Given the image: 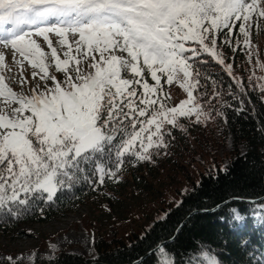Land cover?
Wrapping results in <instances>:
<instances>
[{"label": "snow or ice", "instance_id": "snow-or-ice-1", "mask_svg": "<svg viewBox=\"0 0 264 264\" xmlns=\"http://www.w3.org/2000/svg\"><path fill=\"white\" fill-rule=\"evenodd\" d=\"M254 14L264 17V0H0V43L5 47L11 45L25 57L29 53L42 56L33 34L43 37L51 47L49 33L60 38V45H67L70 32L77 53L100 56V62L93 57L94 72L85 75L78 70L75 77L67 76L63 85L57 83L31 98L20 97V106L9 117L0 115V206L5 200L25 205L29 195L41 190L51 200L57 184L63 185L64 178L75 181L74 172L81 162L89 161L90 154L102 150L105 142L111 143L119 131L130 137L124 141V151L139 140L143 153L135 155L148 160L153 137L163 144L165 124L172 125L177 115L188 116L195 109L172 107L164 111L162 106L151 118L138 119L156 103L145 98L140 104L146 107L136 104L140 59L157 84L158 73L177 68L188 77L192 65L185 42L199 43V49L190 50L193 57L200 51L217 55L214 33L227 30L223 43L230 45L232 26L239 22L247 42ZM117 50L126 52L130 59L116 55ZM56 55V48H52V56ZM219 62L224 64L223 59ZM61 64L66 66L67 61L58 60L57 67ZM39 66L44 70L42 62ZM226 67L231 69L232 65ZM122 71H130L134 79L122 78ZM168 78L171 80V75ZM50 79L55 81L56 77ZM142 87L146 96L159 90L146 81ZM188 97L191 99V91ZM25 110L31 114L25 115ZM201 115L197 111V122ZM129 119L131 133L118 126ZM137 123L139 131L135 130ZM153 125L155 131L147 127ZM144 133L148 134L147 147ZM21 194L24 199H19ZM260 208L264 209V203ZM210 264H216L215 260Z\"/></svg>", "mask_w": 264, "mask_h": 264}, {"label": "rangeland", "instance_id": "rangeland-1", "mask_svg": "<svg viewBox=\"0 0 264 264\" xmlns=\"http://www.w3.org/2000/svg\"><path fill=\"white\" fill-rule=\"evenodd\" d=\"M232 28L230 45L223 43L227 30H221L219 34L222 39L221 42L217 40L215 48L217 55L208 53L218 62L223 59L225 66L232 64L228 60H231L234 54L241 55L244 62L242 67L246 69L248 81L262 89L264 101V17L253 15L251 27L247 29V42L240 33L239 22ZM31 38L36 40L41 48L42 56L29 53L25 57L12 49L11 45L5 47L0 43V115L9 117L12 110L20 106V97L31 98L45 92L46 88H53L57 83L63 85L66 77H75L78 70L85 75L94 72L95 69L91 67L93 57L96 62H100L99 53L92 52L87 56L83 55V51L77 53L70 32L67 34V45H60V38L55 33H49L51 47L43 37L33 34ZM78 38L76 34V39ZM188 43L199 44L196 41H187L186 48ZM52 48H56L55 58L52 56ZM115 54L130 59L126 52L117 50ZM58 60L67 61V65L61 64L58 68ZM41 62L44 70L39 66ZM138 66L142 68V73L140 78H135L141 80V84L136 86L139 94L135 98L136 104L146 107L140 104L145 98L156 101L154 105L147 107L145 116L138 119L151 118L162 106L164 111L172 107L195 110L188 116L177 115L176 122L172 125L165 124L167 133L163 136V144H160L157 137H153V146L148 148V160L142 161L135 155L143 153L139 140L134 142L128 151H124V141L130 137L119 131L122 133L119 153H123L119 156L123 157L127 167H121L119 163L116 168L105 171L106 176L113 179L109 181L112 187H95L74 209L56 214L51 219L28 220L12 227H2L0 260L32 264L37 257L53 258L59 251L64 250L93 261L98 256V240L110 244L130 234L142 233L153 220L163 215V210L168 205L178 202L180 195L190 188L193 181H197L201 170L217 165L223 168L228 162L233 150L232 141H222L221 136L215 137L218 130L208 124L213 120L212 115H217L218 100L212 94L196 91L197 83L192 77L191 69H188L191 73L188 77H185L179 68L171 73H158L160 83L157 84L151 79L142 58ZM228 70L232 72L233 67ZM233 74L240 78L235 72ZM52 76L56 77L55 81L50 79ZM121 77L134 79L130 71H122ZM145 81L159 90L146 96L142 87ZM189 91L192 92L191 99L188 97ZM197 105L200 106L198 109ZM197 111L203 113L199 122L196 121ZM24 114L31 113L25 110ZM118 126L127 128L128 133L133 131L130 119ZM147 127L155 131L154 125ZM135 130L139 131L138 123ZM147 135L144 133L145 147ZM238 151L242 153L245 149L238 146ZM8 195H11V190ZM6 202L9 201L5 200L4 203ZM257 210L255 216L264 217V209H261L260 205ZM211 260L213 259L201 254L189 264H210Z\"/></svg>", "mask_w": 264, "mask_h": 264}, {"label": "trees", "instance_id": "trees-1", "mask_svg": "<svg viewBox=\"0 0 264 264\" xmlns=\"http://www.w3.org/2000/svg\"><path fill=\"white\" fill-rule=\"evenodd\" d=\"M215 38L221 42L222 36L217 33ZM187 45L186 56L192 65L196 91L212 94L218 100L217 115H212L213 120L208 124L218 130L215 137L232 141L231 155L223 168L217 165L201 170L197 181L180 195L178 202L168 205L163 215L153 220L142 233L130 234L110 244L98 240L97 261L107 264L132 262L160 241L172 237L191 210L211 208L229 197L264 195L262 89L248 81L241 55L234 54L228 60L233 67L230 72L208 52L200 51L193 57L190 50L199 49V44ZM121 136L122 133H115L111 143L105 142L102 150L90 154L89 161H82L80 169L74 172L76 180L64 178V184H57L51 200L41 190L29 195L25 205H20L17 200L0 206V229L28 220L51 219L74 209L95 187L111 188L109 181L113 179L107 177L105 171L116 168L119 163L121 167H127L123 157L119 156ZM238 146L244 147L245 151L240 153ZM24 198L23 195L19 197ZM262 203L264 200L255 204L230 202L214 212L194 214L172 242L138 264H189L201 254L215 260L216 264H264V217L255 216L257 206ZM90 261L82 255L61 250L53 258L37 257L32 264H88ZM0 264L24 263L0 260Z\"/></svg>", "mask_w": 264, "mask_h": 264}, {"label": "water", "instance_id": "water-1", "mask_svg": "<svg viewBox=\"0 0 264 264\" xmlns=\"http://www.w3.org/2000/svg\"><path fill=\"white\" fill-rule=\"evenodd\" d=\"M262 200H264V195H261L259 197H255V198L229 197V198H227V199L215 204L211 208H208V209L205 208L206 211H201L203 209H193L178 224V226H177V228H176V230L174 232V235L172 237H169L167 239H164V240L160 241L156 246H154V247L150 248L149 250H147L138 259H136V260H134L132 262L123 263V264H138L142 260H144L146 257L154 254L155 252H157L158 250L163 248L167 243L172 242L174 240L175 236L177 235V233L180 231V229L187 223V221L190 219V217H192L194 214L214 212V211L218 210L219 208L223 207L224 205H226V204H228L230 202L257 203V202H260ZM88 264H107V263L100 262V261H97V260H93V261H90Z\"/></svg>", "mask_w": 264, "mask_h": 264}]
</instances>
